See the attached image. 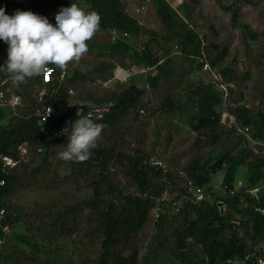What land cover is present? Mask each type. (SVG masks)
Segmentation results:
<instances>
[{"label":"rangeland","instance_id":"374dc122","mask_svg":"<svg viewBox=\"0 0 264 264\" xmlns=\"http://www.w3.org/2000/svg\"><path fill=\"white\" fill-rule=\"evenodd\" d=\"M164 1L173 14L170 29L159 15L163 5L159 0L150 4L146 0H128L124 12L137 5L149 8L138 19L142 21L140 34H119L121 45L116 47L113 29L98 28L87 42L88 52L72 61L78 64L71 65L62 86L76 103L108 107L131 86L144 94L121 117L112 110L106 114L105 120L110 124L103 126L88 156L97 160L100 152H112L113 159L108 157L103 169L59 159L67 136L44 153L33 146L30 161L16 172L30 186L15 187L2 199L15 220L4 235L5 264H105L99 216L89 202L94 199L95 186L101 187L108 203L122 205V196H143L129 169L132 157L143 161L155 188L148 191L154 199L148 222L128 246L119 248L127 258L137 254L138 264H183L176 259L175 236L178 229H186L189 222L197 219L192 204L196 203L194 176L203 175L223 157L226 164L203 188L204 197L197 206L203 202L219 205L229 226L226 234L244 239L246 250L253 246L247 232L253 220L251 215L241 212L250 204L238 207L241 210L230 206L226 199L233 195L224 186H229L226 180L232 166L236 175L234 186L229 189L236 196L251 189L247 183L255 175L256 160L241 149L236 133L221 122L212 130H195L187 103L197 88L215 84L213 75L204 71L207 61L221 74L230 92L228 96L223 88L215 86L223 99L218 108L221 119L225 114H235L246 124V116L255 133H262L264 0H178L181 6L176 9ZM62 6L57 0H9L3 9L8 15L17 10L31 11L55 24ZM146 44H150L154 59L160 60L158 66L147 74L133 76L127 83L108 84L118 67L129 69L140 64ZM6 45L0 41V48ZM220 50L226 52V57L214 67L212 61ZM6 60L7 53L0 66V75L4 77L9 76L3 67ZM58 86L57 82L45 85L39 75L16 86L25 104L21 117L10 122L30 121ZM3 113L7 118L12 110L6 108ZM71 123L66 121L65 128ZM257 185L261 188L257 194L261 200L264 179ZM254 207L264 209L259 203ZM189 247L192 264H205L201 248L193 242ZM232 264H243L242 258Z\"/></svg>","mask_w":264,"mask_h":264},{"label":"trees","instance_id":"16d2710c","mask_svg":"<svg viewBox=\"0 0 264 264\" xmlns=\"http://www.w3.org/2000/svg\"><path fill=\"white\" fill-rule=\"evenodd\" d=\"M57 1L59 6L71 3L70 0ZM163 1L164 0H159V3L163 4L159 7V15L170 29V22L173 20V14L171 8L167 4H164ZM87 5V10L95 11L100 18L98 28L107 30L113 29L130 36L140 34L142 29L141 26L135 19L130 18L124 12L125 6L120 0H88ZM58 12L59 9L57 13ZM120 42L121 41L114 43L115 46L118 47V45H121ZM7 48L8 45L0 48V66L4 62ZM149 50L150 44H146L144 53L141 59H139L140 64H138V66L150 68L158 66L160 60L154 59ZM218 54L216 59L212 61L214 67H217L219 62L223 61L226 57V52L223 50H220ZM39 79L42 80V77L39 76ZM57 83L59 86L56 88L55 93L52 97L46 98V104L48 105L57 106L61 101L68 100L70 97L68 92L64 91L62 83ZM218 92L214 84H208L197 88L191 94L187 105L195 122V130H212L219 127L221 114L218 108L221 106L223 99ZM143 94V90L136 86H131L119 95L116 101L111 102V110L114 111L115 115L121 117L127 110L136 105ZM108 115L109 114H107V116ZM241 116H243V114H241ZM239 119L241 118L239 117ZM76 120L77 119H71L69 122H74ZM244 120L246 122V124L244 123L245 125L250 124L246 116H244ZM92 121L102 126L110 124L105 119ZM66 136L67 135H64L51 143H45L41 140L40 133L35 127L34 120L31 119L28 122L22 121L16 126H12L0 137V153L14 154L18 145L26 141L30 142L32 146H45L44 153L47 148L57 144ZM258 136L264 137V124L263 131ZM108 157L110 160L113 159L114 156L112 152H100L97 160L88 158L85 161L75 163L80 166L92 167L95 165L97 168H102L107 162L105 160ZM225 164L226 159L223 157L203 175L196 174L194 176V188L209 186L213 175L220 172ZM253 164H255V175L251 178V182L247 183L250 188L259 186L257 184L264 179V159H257ZM129 165L131 176H133L139 190L142 192V197L126 195L119 199L122 205L108 203L103 197L101 187L95 186L94 199L89 202V205L96 210L99 216L100 228L104 237L102 260L105 264H138L137 254L127 258L122 251H119V248L123 245L128 246L133 236L138 235L143 230L148 222L149 214L154 208V199L148 195V191L155 188L149 171L139 157L130 158ZM16 174L17 173L8 178L7 187L0 192L1 207H5V205L2 204V199L11 193L15 187L26 188L30 186L26 182H22V178ZM235 175L236 169H233L231 166L226 180L229 185L228 188L234 186ZM261 198L262 199L260 202L258 201V203L261 207H264V195ZM255 200V198L251 197L245 191L242 194L231 196V198L226 199V202L230 206L234 205L237 210H241L238 208L240 206L250 204L248 209L245 210L244 208L241 210L242 213L244 212L243 214L251 215L253 220L252 227L247 231L248 236L253 240V246L250 249L246 250L244 247V239H238L236 234H233L231 237L226 234L229 226L227 225L226 217L220 211L219 205L203 202L201 206H197L201 203H192L197 219L189 222L186 229H178L176 231L177 249L174 251L176 253V259L183 264H192L194 259L191 256L189 245L193 242L203 251L206 258L204 261L205 264H232L238 257H241L242 261H244L250 253L256 251L257 246L264 237V217L256 211V207L253 208V206L258 205ZM13 224H15V220L8 212L6 225L10 226ZM245 264H255V261L250 260Z\"/></svg>","mask_w":264,"mask_h":264},{"label":"built area","instance_id":"2783aa9c","mask_svg":"<svg viewBox=\"0 0 264 264\" xmlns=\"http://www.w3.org/2000/svg\"><path fill=\"white\" fill-rule=\"evenodd\" d=\"M71 3L65 4L62 8L70 7L73 4H76L87 12L88 0H70ZM123 4H127L128 0H120ZM149 4L154 0H146ZM9 0H0V8H4L7 5ZM172 8L176 9L178 6H181L180 1L178 0H166ZM149 8L143 5L132 6L131 8L126 9V14L135 19L139 25L142 27V21L138 20L140 17H144ZM114 33V42L122 40L119 38V34L129 37V35L122 34L117 30L112 31ZM77 65V62L67 63L61 70L55 65H48L47 71L39 76L42 77V82L45 85H51L55 82L62 83L67 78L71 65ZM204 71L211 73L215 79V86L218 89L223 88L224 92L229 96V89L225 87L224 80L221 74L215 70L212 65L204 61ZM152 68L146 66H136L129 69H123L118 67L114 72V77L108 84L113 82H123L127 83L129 80L137 74H147L151 71ZM119 70H123L126 74H119ZM125 81V82H124ZM24 98L20 92L17 91L15 85L12 84L10 76L0 75V137L9 130L12 126H16V123L12 124L11 119H17L21 117V110L24 107ZM88 105V107L86 106ZM112 105V104H111ZM111 105L108 107H97L87 103H76L72 99L61 101L57 106L56 105H44L41 109L37 110L34 114L32 120L35 121V127L40 133L41 140L45 143H51L60 139L65 135L63 130L65 129L64 123L71 119H79V117H87L92 120H103L106 117V114L111 111ZM9 108L12 110V114L9 117H5L3 110ZM4 124V122H7ZM221 124L233 130L240 141V146L243 151L248 152L255 160L264 159V137H259L253 128L249 125H245L235 114H225L222 116ZM45 146L40 145L38 151L42 153ZM33 146L30 142L26 141L15 149V153H0V192L3 191L8 185V178L13 176L18 172L24 165L30 161V156ZM224 189L235 196L236 192L229 189L227 186H224ZM225 191V192H226ZM261 191L260 188L256 189H247L246 193L256 196L255 198L259 201L258 193ZM194 198L196 203H200V199L204 197L203 188H194L193 190ZM258 212L264 217V209H259ZM8 211L5 207L0 206V264L4 263V249L6 246V237L4 235L10 230V227L6 225V218ZM254 260L255 264H264V237L261 239L259 245L256 248L254 253H250L243 264L247 261Z\"/></svg>","mask_w":264,"mask_h":264},{"label":"clouds","instance_id":"9594fccd","mask_svg":"<svg viewBox=\"0 0 264 264\" xmlns=\"http://www.w3.org/2000/svg\"><path fill=\"white\" fill-rule=\"evenodd\" d=\"M99 21L95 11L85 12L73 3L59 10L55 24L31 11L17 10L8 15L0 8V41L8 45L3 67L12 84L18 87L45 73L50 64L63 68L69 62L78 61L88 52L87 42L94 37ZM102 128L87 117H79L63 130L67 143L58 158L72 162L88 159Z\"/></svg>","mask_w":264,"mask_h":264},{"label":"crops","instance_id":"0c3cea01","mask_svg":"<svg viewBox=\"0 0 264 264\" xmlns=\"http://www.w3.org/2000/svg\"><path fill=\"white\" fill-rule=\"evenodd\" d=\"M138 66V65H137ZM264 187V186H263ZM256 188H260V186H257V187H254V188H251V189H256ZM261 189V188H260ZM250 195V194H249ZM254 198V197H253ZM256 199V198H255ZM257 200V199H256ZM258 201V200H257ZM260 202V200H259ZM259 209H263V208H257L256 211L258 212ZM259 213V212H258Z\"/></svg>","mask_w":264,"mask_h":264},{"label":"bare ground","instance_id":"6f19581e","mask_svg":"<svg viewBox=\"0 0 264 264\" xmlns=\"http://www.w3.org/2000/svg\"><path fill=\"white\" fill-rule=\"evenodd\" d=\"M119 74L125 75L126 73L123 70H119Z\"/></svg>","mask_w":264,"mask_h":264}]
</instances>
